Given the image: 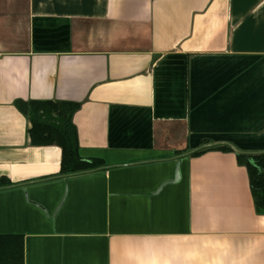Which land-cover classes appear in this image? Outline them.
<instances>
[{"label":"crops","instance_id":"crops-1","mask_svg":"<svg viewBox=\"0 0 264 264\" xmlns=\"http://www.w3.org/2000/svg\"><path fill=\"white\" fill-rule=\"evenodd\" d=\"M34 104L72 108L102 163L62 173ZM261 152L264 0H0V235L23 264H264L236 159Z\"/></svg>","mask_w":264,"mask_h":264},{"label":"trees","instance_id":"trees-1","mask_svg":"<svg viewBox=\"0 0 264 264\" xmlns=\"http://www.w3.org/2000/svg\"><path fill=\"white\" fill-rule=\"evenodd\" d=\"M55 106V104L31 105L29 109L30 143L60 146L62 173L83 171L100 165L101 160H85L79 154L76 129L70 121L73 109H57ZM208 149L230 151L223 145ZM202 152L197 151L195 155ZM236 159L238 164L244 165L247 169L256 211L264 214V152L236 153ZM0 264H23L21 236L0 235Z\"/></svg>","mask_w":264,"mask_h":264},{"label":"water","instance_id":"water-1","mask_svg":"<svg viewBox=\"0 0 264 264\" xmlns=\"http://www.w3.org/2000/svg\"><path fill=\"white\" fill-rule=\"evenodd\" d=\"M179 159H177L176 160V164H175V171H174V176H173V178H171V179H168V180H166V181H164L163 183H167V182H174V181H176L177 179H178V177H179Z\"/></svg>","mask_w":264,"mask_h":264}]
</instances>
